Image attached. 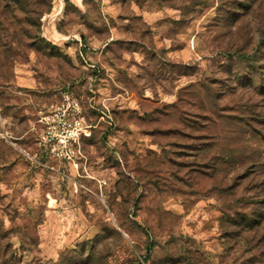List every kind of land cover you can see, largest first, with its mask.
I'll list each match as a JSON object with an SVG mask.
<instances>
[{
    "label": "rangeland",
    "instance_id": "1",
    "mask_svg": "<svg viewBox=\"0 0 264 264\" xmlns=\"http://www.w3.org/2000/svg\"><path fill=\"white\" fill-rule=\"evenodd\" d=\"M65 1L54 53L0 52V229L23 263L264 264L221 226L264 200V0ZM67 94L92 125L75 161L39 141Z\"/></svg>",
    "mask_w": 264,
    "mask_h": 264
},
{
    "label": "trees",
    "instance_id": "2",
    "mask_svg": "<svg viewBox=\"0 0 264 264\" xmlns=\"http://www.w3.org/2000/svg\"><path fill=\"white\" fill-rule=\"evenodd\" d=\"M53 1L0 0V52L7 53V56H5L6 61L14 62L17 57L11 54V52H17L22 49H30L31 51L42 50L50 54L54 53L56 47L42 35V18L44 15L52 12L54 7ZM65 8L67 11L68 4ZM61 29L62 26L60 25ZM18 36H20V39ZM87 138L84 137V140ZM226 211L227 214L224 211L221 218V226H232L236 229L231 232L234 238L244 235L245 232L254 231L253 233L256 236L243 245L244 251L246 253L260 254L263 256V240L260 243H254V241L259 237V233L256 231H259L264 223V200L259 201L255 209L236 211L235 214H231L230 210ZM12 235L11 230H5L3 232L0 229V264H24L22 255L17 254L14 250ZM36 240H34V247L39 243ZM258 241H260V237ZM76 254V250H67L55 264H77L80 257L83 258V254L78 256ZM27 264H43L42 258H35L31 263Z\"/></svg>",
    "mask_w": 264,
    "mask_h": 264
},
{
    "label": "built area",
    "instance_id": "3",
    "mask_svg": "<svg viewBox=\"0 0 264 264\" xmlns=\"http://www.w3.org/2000/svg\"><path fill=\"white\" fill-rule=\"evenodd\" d=\"M39 122L42 124L41 145L60 161H75L77 151L80 152L77 145L83 137L91 135L92 125L86 123L80 104L69 94L62 103L52 104L49 111L40 116Z\"/></svg>",
    "mask_w": 264,
    "mask_h": 264
},
{
    "label": "water",
    "instance_id": "4",
    "mask_svg": "<svg viewBox=\"0 0 264 264\" xmlns=\"http://www.w3.org/2000/svg\"><path fill=\"white\" fill-rule=\"evenodd\" d=\"M55 3H56V7L55 8L53 7V10H52L53 13L51 12L52 15H50L51 13L46 14L47 16L46 18L49 17V19L55 20L61 17L62 14L64 13L66 1L65 0H55Z\"/></svg>",
    "mask_w": 264,
    "mask_h": 264
},
{
    "label": "crops",
    "instance_id": "5",
    "mask_svg": "<svg viewBox=\"0 0 264 264\" xmlns=\"http://www.w3.org/2000/svg\"><path fill=\"white\" fill-rule=\"evenodd\" d=\"M58 35H59V33H58ZM55 38H56V37H55ZM41 110H43V109H40V111H41ZM38 159H39L38 162L40 163V165H43V164H44L43 162L45 161V160L43 159V157L38 158ZM43 167H46V168H47V167H49V166H47V165L44 164ZM54 169H56V168H54ZM56 170H59V169H56Z\"/></svg>",
    "mask_w": 264,
    "mask_h": 264
}]
</instances>
